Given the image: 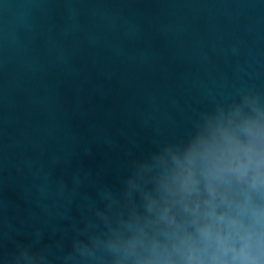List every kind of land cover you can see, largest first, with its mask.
I'll use <instances>...</instances> for the list:
<instances>
[{
	"label": "water",
	"instance_id": "water-1",
	"mask_svg": "<svg viewBox=\"0 0 264 264\" xmlns=\"http://www.w3.org/2000/svg\"><path fill=\"white\" fill-rule=\"evenodd\" d=\"M249 89L264 0H0V264H61L101 190Z\"/></svg>",
	"mask_w": 264,
	"mask_h": 264
},
{
	"label": "clouds",
	"instance_id": "clouds-1",
	"mask_svg": "<svg viewBox=\"0 0 264 264\" xmlns=\"http://www.w3.org/2000/svg\"><path fill=\"white\" fill-rule=\"evenodd\" d=\"M237 95L133 161L103 207L90 200L61 264H264V95Z\"/></svg>",
	"mask_w": 264,
	"mask_h": 264
}]
</instances>
